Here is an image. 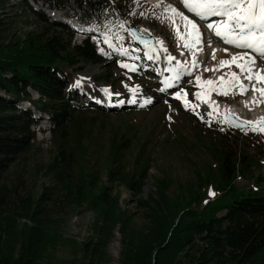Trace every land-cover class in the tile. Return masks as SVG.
Listing matches in <instances>:
<instances>
[{"label":"trees","instance_id":"obj_1","mask_svg":"<svg viewBox=\"0 0 264 264\" xmlns=\"http://www.w3.org/2000/svg\"><path fill=\"white\" fill-rule=\"evenodd\" d=\"M103 1L45 0V5L50 10L63 12L66 17L74 6L76 20L88 25L100 11L99 4ZM8 4L9 0H0V10H6ZM37 12L41 23L54 29L61 27V30L49 36L28 34L22 41L0 46V60H3L0 62V89L9 96L5 99L0 95V181L13 156L26 148L25 135L35 123L29 111H15V103L27 98L26 88L31 87L40 95L32 104L37 105L40 112L49 114L54 126L56 154L47 167L52 171L51 178L60 185L69 202L72 198L78 208L87 205L97 216L93 224L94 238L82 244L84 264H97L105 259L104 250L116 223L120 224L119 264H264V182L259 180L258 188L247 191H237L233 184L238 174L258 178L254 174L259 166L258 158L246 155L242 143L233 141L229 135L217 136L213 157L219 162L215 184L223 191V198L230 200L221 205L202 206L200 192L197 194L193 190L188 192L185 204L179 199L178 203L173 202L168 197L169 183L161 181L153 193L137 200V206L146 215V225L140 229L129 224L132 223L131 213L121 208L118 195L108 186L118 180L125 182L126 178L125 171L114 162L115 155L105 165L106 185L94 166L89 170L79 168L77 177L69 172L71 162L79 161L76 160L78 148L86 143L79 135H91L94 125L72 110L71 100L64 94L69 75L63 69L69 64L96 63L99 57L90 41L84 39L81 44L71 46L69 27L59 22L49 24L42 12ZM3 23L0 17V38ZM96 79L108 80L109 73L102 72ZM69 129L74 130L72 140L67 142ZM129 134H135L133 129H116L111 147L114 143L126 148L133 141ZM137 142L144 154L146 146L141 148L143 143ZM143 171L134 172L135 175L131 171L128 175L126 185L131 192L141 191L144 184L141 181L146 176ZM66 175L69 177L65 178ZM202 181L203 184L212 183L210 176H203ZM48 193L49 188H46L38 198L27 196L20 205H12L17 208L11 211L0 188V264H38L48 244V227L53 221L45 213ZM221 197L222 193L216 195L214 201ZM21 219L27 221L26 224L21 225Z\"/></svg>","mask_w":264,"mask_h":264},{"label":"rangeland","instance_id":"obj_2","mask_svg":"<svg viewBox=\"0 0 264 264\" xmlns=\"http://www.w3.org/2000/svg\"><path fill=\"white\" fill-rule=\"evenodd\" d=\"M20 1L22 0H9V6L6 5L7 9L0 10V17L4 19L0 46L10 44L12 41H22L28 34L44 33L49 36L60 31L58 30L60 28L54 29L51 26L44 25L40 22L37 15L33 13V11L39 10L46 16L44 10L45 0H24L26 3H20ZM155 1L157 0H131V7L134 6L132 13L134 14L138 10L136 12L138 16L125 18L128 8H125L118 15H116V11H111V18L105 28L106 31L114 29L112 31L114 33L113 36H118L117 39L123 41L121 36L124 38L127 36L126 38L128 39L129 35L127 31L122 34L117 29L123 30L126 29V25H136L138 34L147 37L153 35L158 38L151 36L154 41L163 38L169 39L168 23L170 19L164 15L163 8L153 10L152 5H148L151 10H140V8H144L145 4ZM166 2L162 3V5H165ZM137 7L139 8L137 9ZM141 12L144 13L143 16L140 15ZM49 20L51 19L49 18ZM122 23L124 27H121ZM75 28L77 30L80 29L77 26ZM105 29L104 31L103 27L96 29L99 32L96 40H93L90 36L85 38H91V41L98 42L103 39ZM179 36H184L183 31H181ZM85 38L75 34L72 39L70 38V45H79ZM109 40L114 47H109L105 44L106 49L103 50L110 53V56L103 55V60H98L96 63L69 64L66 69H63V71L70 72L74 76V79L67 83L64 88V90L68 91V94L77 95L78 97V103L69 101L72 104V110H74L76 115L81 113L84 121L94 125L91 135H79V139L85 140L86 143H83L78 148V156L76 157V160H79L78 163L71 162L69 172L74 177L79 175V168L86 167L89 170L94 166L102 176L103 184L106 185L105 165L111 159V156L115 155L117 160L115 159L114 162L122 168L121 170L125 171L126 178L125 182L118 180L117 183L108 184V186L113 194L118 195V204L121 205V208L131 213L132 223L129 224L136 229H140L146 225V215L144 210L137 206V200L153 193L161 181L169 183L168 197L173 202L176 201L178 203L179 199L185 204L184 200L189 197L188 192H193V190L197 194L200 192L199 197L202 206L209 205V203L221 205L230 200V198L226 200L223 198V191L215 184L216 178L219 177L218 165H216L219 162L213 157V146L218 142L216 138L219 135H229L233 141L242 143L246 155H254L258 158L259 166L254 169V174L258 178L264 174V132L253 130V128L259 127L257 123H250L248 129L242 130L229 125L223 118L226 111L224 108L221 109L219 107V103L224 104V106H237L240 103L239 98L228 95L224 97L226 101H219L213 100V96L209 93V97L212 98L213 111V115L212 112H208L209 117L197 115L195 112L183 111L170 103L167 98L165 99L158 95V92H156L158 85L154 86L153 84L155 81L148 83L143 78H136L128 68L120 67L117 61H122L123 63L130 61L133 65H136L138 61L135 58L131 59L129 50L126 47L118 46V43L113 42L111 38ZM117 48L125 49L127 55H121L120 52L115 50ZM149 56H151V53L147 54V56L143 53L144 60H147ZM208 57V54L204 56V62H210L213 65L216 62L217 66L221 61H217L218 59H213L214 61L210 59L209 61ZM0 62H3V60H0ZM165 64L166 62H164ZM212 64L209 65L210 69H213V66L211 68ZM159 69L152 67L143 72H147V76L153 77ZM102 71L111 73L109 80L119 84V92L114 91L110 81L107 83L98 82V85L95 84L94 77H97L98 73ZM216 72V70L215 72L212 71L211 75ZM193 76L194 74L189 79L183 80L182 84L180 83V87L187 89L189 93L191 91L194 93L196 88L201 86H197ZM77 80H80L79 86H76ZM189 80L192 83H188ZM108 86L112 95H106L101 91L103 87ZM132 89L138 90L133 92ZM201 89L207 96L209 91L206 85H202ZM26 91L29 93L27 98L19 100L20 102L15 104V111L25 109L32 113L33 117L46 121L43 117L47 116V114L38 111L37 105L34 106L32 104L37 101V96L39 98L40 95L31 87H27ZM66 91H64V94L67 97ZM216 91L214 90V92ZM93 92H95L93 97L95 102L91 103L89 95ZM115 93H120V95L117 96ZM150 94L152 95L151 97ZM169 94L166 93V95ZM0 95L5 99H9V96L1 89ZM155 95H157V98L152 100ZM22 96L20 95V97ZM149 98H151L152 102L145 104V101ZM41 99L43 102L46 101L45 97H41ZM129 99L135 100L136 103H128ZM120 101H124V103H120ZM263 106L264 104L262 108ZM216 115L221 121L213 119ZM44 121H41L38 126L32 125L30 127L28 135H25L26 141L24 140L26 148L22 149L21 153L13 156L14 159L6 170L2 172L0 181L1 195L5 201H8L7 204L12 211L17 208H13L12 205H20L27 196L38 198L41 192L49 188L45 213L53 221L48 227V244L42 250L38 264H84L82 244L94 238L96 230L93 228V224L96 223L97 216L94 212L87 209V205L78 208L73 203L72 198L69 202L64 197L60 185H57L51 178L50 173L52 171L47 167L56 154L52 135L54 126L52 122ZM42 124L43 126L41 127ZM128 125L131 127H128ZM47 127L49 128L46 129ZM122 128L133 129L135 134H129V137H133V141L126 148H119L114 143L112 148V134L116 129ZM73 130H68L69 137L67 142L72 140L71 134ZM137 141L143 143L141 148L146 146L144 154L138 149ZM92 158H95V160ZM147 160H149L148 163L145 162ZM143 169H146V171H143ZM131 171H133V174L134 172L137 174L142 171L146 174L141 181L144 184L140 192L133 193L126 185L127 177L132 173ZM203 176H210L212 183L208 181L203 184ZM68 177L69 175L65 176V178ZM258 178L255 179L249 175L238 174L234 177L233 184L237 191L256 189L259 187V180L264 182V176L262 179ZM208 184L211 185L207 186ZM220 193H222V197L214 201L216 195L218 196ZM197 204L195 207H197ZM221 214L218 213L217 215ZM26 222L24 219L19 221L21 225L26 224ZM119 227L120 224L116 223L113 228V235L109 239L105 250L103 249L106 254L105 259H100L101 261H97V264H119Z\"/></svg>","mask_w":264,"mask_h":264},{"label":"snow or ice","instance_id":"obj_3","mask_svg":"<svg viewBox=\"0 0 264 264\" xmlns=\"http://www.w3.org/2000/svg\"><path fill=\"white\" fill-rule=\"evenodd\" d=\"M183 9L188 13L194 14L195 18H198L200 21H207L210 17H215L216 19L210 23H207L206 27L209 30L214 29V35L216 37L222 38L223 43L226 45H232L236 48L245 49L246 52L236 55L233 54L230 60H221L220 67H230L235 65L239 69V73L232 72L231 80L227 84L229 90L236 89L239 94L243 95L245 92L251 88L255 93L258 92L261 96H264V72L257 66V59H264V0H181ZM170 10L174 16L180 17L184 22L182 25L177 24L175 19H170V25L172 31L175 32L177 36L180 35L181 31L184 33V39L186 43L184 47H191L192 42L189 39L190 37L196 38L197 47L200 43H203V34L200 31L199 25L190 19L183 11H178V9L173 6ZM141 16L144 15L143 12L140 13ZM157 19H159L157 17ZM100 26L97 25V28ZM121 27H124V24H121ZM88 33L93 32V28L89 27L87 29H80ZM129 33H134L136 30L129 28L127 29ZM109 31L103 32V43L108 44L109 47H114L111 41L109 40ZM93 40H96V36L91 37ZM158 43L163 47V42L157 40ZM102 55L110 56V53L104 51L101 48H97ZM116 51L120 52L121 55H127V51L123 48H117ZM167 50L165 49V52ZM225 51H228L225 48ZM215 52V50H213ZM183 55V52L181 53ZM213 58H215L213 56ZM166 59L169 61H175L174 66L170 69L174 73L172 77L173 82H168V88H175L180 84L181 74L186 73L189 76L192 75V70H194L198 64V61H192V69L187 67V61H179L172 55H167ZM120 67L131 68V65L123 63L122 61H117ZM215 66L213 69L205 68L204 71H215ZM197 82V86L201 83V76L196 75L194 77ZM221 80L224 77L220 78ZM243 80H247L248 83L245 85ZM188 83H192L191 80ZM207 85H213V80L208 79L205 81ZM257 84L260 86L257 87ZM80 85V80L76 81V86ZM138 89H132L133 92ZM101 91L106 95H112L107 88H102ZM164 91V89H161ZM227 95V91L223 93ZM119 96L120 93H115ZM172 95L180 100L182 96H186L187 92L183 87H179L178 90H174ZM196 97L199 99L202 97L200 92H197ZM128 103H136L135 100L129 99ZM151 98L145 101V104L151 103ZM124 103V101H120ZM167 103V101H166ZM250 103V102H245ZM188 106V101L184 100V107ZM171 119V117H169ZM252 123V122H249ZM254 131L264 132V121L260 122L259 127L253 128Z\"/></svg>","mask_w":264,"mask_h":264},{"label":"bare ground","instance_id":"obj_4","mask_svg":"<svg viewBox=\"0 0 264 264\" xmlns=\"http://www.w3.org/2000/svg\"><path fill=\"white\" fill-rule=\"evenodd\" d=\"M34 1H36V0H34ZM136 1H140V0H136ZM155 2H157L156 5H158L159 3L166 2V4L162 7L163 10H164V15L166 17H168L169 19H173L174 18L177 24L182 25L184 22L180 19V17L174 16V14L170 10H167L166 11V9H170L171 7L175 6L178 9V11H183L185 13V15H187L190 19H194V21L199 25L200 31L203 34V43H200L198 47H200L202 45L204 48L207 49V44L206 43L207 42L214 41V38H213L214 29L213 30H209L206 27V25H204L202 23V21H200L198 18H195L194 17V14H193V16H190L191 13H188L185 9H183L182 4H181V0H176L175 2H174V0H159V1L157 0ZM44 7H45L44 10H45V13H46V16L47 17L43 14V12H42V14L45 16L46 19L49 20V18H50L51 19L50 21H52V22H59V23H63V24L66 23L65 25H67L69 27V29H74V30H76V28H75L76 26L79 27L80 29H87V28H89V24L86 25V24H83V23L77 21L76 19H72V17H66L63 14V12H61V11L50 10V9H48L46 7L45 4H44ZM37 11H39V10H37ZM212 21H213V19L210 20L208 23H210ZM92 28H95V29H93V32H91V33L97 32V30H96L97 27L93 26ZM80 29H78L77 31L79 33H81V34H83V33H85L86 35L91 34V33L85 32V31H81ZM138 35L140 37H143V38H149V37H147L145 35H140V34H138ZM182 38H184V36H182ZM162 42H163V44L166 43L165 41H162ZM181 42H182V44H181V50L183 51V53L185 55H187L190 52L192 54L194 53V47L193 46H197V44H196V38L195 37H192V41H191L192 42V46L191 47H187V48L184 47V44L186 43V40L185 39L183 41H181ZM148 43L149 42H145V44H148ZM213 44L216 45V46L209 51V53L211 54L208 57L209 61H210V59L211 60H213V59L217 60L218 59L217 61L222 60V59L223 60H227V59H225V57L227 55H225V57L222 56L221 55V52L219 50V47L225 49L227 46L221 45L219 42L217 44L216 43H213ZM160 45L161 44L158 43L157 41H151L149 43V47H146L145 48V53L144 52L143 53L146 56L149 53H151L152 56L153 55H156L157 56L155 58H158L157 60L160 61L161 65H160V69L158 70V72L155 73L154 76H153V77H155V80L154 81L155 82H159L160 84H167L168 82H171L170 81L171 80V77L174 75V73L172 71H170V69L174 66L175 61H169V60L166 59V56L169 55V53H163L160 50ZM213 50H215V52H213ZM232 51H235V53H233V54H236V55H240V54L246 52L245 50L240 49V48H233ZM224 52H226V51L224 50ZM233 54L230 55V57H229L228 60H230V58L232 57ZM201 56H202V53H200L199 55L196 56L197 57V60H198V63H201ZM213 56L215 58H213ZM149 62L150 63H154V61L151 60V59H150ZM164 62H166L165 65H164ZM207 63L209 64L210 62H207ZM210 64H212V63H210ZM201 65L202 64H199V67H201ZM212 66L213 67L216 66V62H214V65L213 64L211 65V68H212ZM207 67H209V66L207 65L206 67H202V69H201V73L202 74H203L204 69L207 68ZM215 68H216V71L218 72V71H221L224 67H220V63H219ZM211 72L212 71H209V73H211ZM181 75H184V74L182 73ZM198 75H200V73H198ZM185 77H186V75L182 77V80L180 82H182ZM202 81L203 80H201V82ZM174 90H175V88H173V91ZM169 92H170V90H168L166 93H169ZM196 93H197V91H196ZM170 97H172V96L170 95ZM179 101L181 102L180 105H182L183 104V97ZM246 101L247 102H250V103H247L246 104L245 103ZM263 104H264V96L260 97V96H257L256 94H252L250 96V98L242 100L240 102V106H238V105L237 106H234V105H232V106L231 105L230 106L229 105H225L224 108H225V110L227 112L234 114L235 116H237L238 118L244 120L245 122H247L249 124V122H252L253 123V122H256V121H259V120L261 121V119L264 118V106L262 108V105ZM42 126H43V124L41 125V127Z\"/></svg>","mask_w":264,"mask_h":264},{"label":"water","instance_id":"obj_5","mask_svg":"<svg viewBox=\"0 0 264 264\" xmlns=\"http://www.w3.org/2000/svg\"><path fill=\"white\" fill-rule=\"evenodd\" d=\"M132 29H135L136 31L134 32V34L136 35V40L138 42H151L152 41V38H143V37H140L138 35V32H137V29L133 26V27H130ZM226 119L228 122H230L231 124L239 127V128H247V125L240 119H238L236 116L232 115V114H226Z\"/></svg>","mask_w":264,"mask_h":264}]
</instances>
